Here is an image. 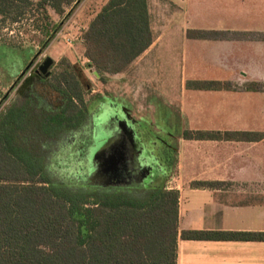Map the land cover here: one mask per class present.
Instances as JSON below:
<instances>
[{"label":"trees","instance_id":"trees-1","mask_svg":"<svg viewBox=\"0 0 264 264\" xmlns=\"http://www.w3.org/2000/svg\"><path fill=\"white\" fill-rule=\"evenodd\" d=\"M82 1L0 0V28H22L35 18L34 28L41 31L40 44L45 49L62 27L51 12L68 18ZM209 35L188 33L190 38ZM153 42L149 0H107L81 38L83 56L103 84L124 73ZM22 44L8 43L18 49L24 48ZM49 85L60 105L52 107L44 95H20L0 112V264H177L180 192L166 187L169 176L162 183L155 179L138 188L103 185L91 182L86 157L79 163L82 166L65 169L72 174L60 173L63 165L48 161L54 143L88 128L93 117L86 102L90 84L77 65L69 62L62 71L52 73ZM187 87L228 90L232 85L192 81ZM246 89L261 90L259 83H250ZM98 98L104 100L102 95ZM184 137L258 141L264 134L186 131ZM167 163L170 170L174 152L168 154ZM225 185L192 183L194 188ZM180 236L264 241V233L255 232L184 230Z\"/></svg>","mask_w":264,"mask_h":264},{"label":"crops","instance_id":"crops-1","mask_svg":"<svg viewBox=\"0 0 264 264\" xmlns=\"http://www.w3.org/2000/svg\"><path fill=\"white\" fill-rule=\"evenodd\" d=\"M149 10L154 42L145 53L153 49V88L143 83L137 92L125 91L123 98L142 91L153 98L151 120L161 124L155 129L176 130L174 166L160 172L154 168L146 183L155 179L162 183L169 176L166 187L180 192L177 264H264V241L180 236L184 230L264 233V139L184 137L186 131L264 134V121L237 125L229 120L239 107L233 87H187L192 81L244 82L245 98L256 94L264 100L263 91L246 89L250 83H264V0H149ZM190 31L210 35L190 38ZM145 88L151 93L143 92ZM199 181L226 185L194 188L192 183Z\"/></svg>","mask_w":264,"mask_h":264},{"label":"rangeland","instance_id":"rangeland-1","mask_svg":"<svg viewBox=\"0 0 264 264\" xmlns=\"http://www.w3.org/2000/svg\"><path fill=\"white\" fill-rule=\"evenodd\" d=\"M106 3L107 0H83L80 4L74 6L72 14L68 18H62L52 11L53 21L61 22L62 27L45 49L40 44V40L43 39L41 31L34 28L35 18L28 19L22 28H20L21 25L11 26L12 31L8 30V28H0V112L20 95H44L46 102L52 107L53 105H60L59 96L52 91L49 85L51 77L46 78L37 75L36 69H38V65L42 61L47 59H52L54 62L52 73L62 71L69 62L72 65H77L90 84V90L86 94V102L92 112V116L94 117L98 113L100 116L96 121L95 128L93 122H90L88 128L83 129L79 133L68 135L63 140L54 143L48 150V161L53 164L61 163L63 170L61 169L60 173L72 174L71 169H65L68 166L70 168H78L81 165L79 164L81 160H84L85 157L87 158L89 149V153L92 154L86 172L89 174L91 182L98 181L106 185L119 184L138 188L132 183H120L115 182V180L104 181L100 173L106 170V165L97 156L101 153H106L105 149L110 148L109 143L104 141L109 138H115L113 133L110 134L108 128L123 126L131 131L125 113L118 111L116 107L108 105V103L117 104L124 102L127 106L130 105L129 110L132 109L134 112L136 121L143 119L149 121L151 117L154 119L153 98L143 96L142 91L134 98H127L126 100L123 98L125 91L137 92L140 89V84L144 83L148 87L153 88V49L142 55L124 74L112 76L106 84L101 83L96 78L95 69L88 66V60L83 56L81 38L90 20ZM151 5L153 12V1ZM69 11L71 10H68L67 13ZM36 17L39 19L40 15ZM19 30L22 32L19 33ZM8 43L18 45L23 43L24 48H13ZM178 55L181 56L180 51ZM164 56L166 57L167 55ZM63 60L66 61L61 65ZM31 61H34V63L27 69ZM232 87L239 94V107L237 114L231 115L229 120L237 122V125L249 124L252 121H264V113H262L264 111V100L256 94L253 99L245 98L242 95V92H245L244 82H232ZM259 88L264 92V83H259ZM143 92L151 93L148 88H145ZM8 93V98L4 100V95ZM98 95H102L104 100L99 99ZM93 117L92 119L94 120ZM152 123L153 120H151ZM153 131L159 133V130L153 129ZM102 141L103 144L100 143ZM86 142L88 145L83 149L82 147L86 146ZM120 143L122 147L119 146V157L128 168L130 162H133L134 156L130 154V147L125 139H122ZM96 164L98 165L96 166Z\"/></svg>","mask_w":264,"mask_h":264},{"label":"flooded vegetation","instance_id":"flooded-vegetation-1","mask_svg":"<svg viewBox=\"0 0 264 264\" xmlns=\"http://www.w3.org/2000/svg\"><path fill=\"white\" fill-rule=\"evenodd\" d=\"M47 60L42 61L38 65V69H36L37 75H40L46 78L51 77L52 67L54 65V62L49 68L45 69L44 71L41 69ZM33 63L34 61H31L28 64L27 69H29L33 65ZM108 105H113L114 107H116L118 111L125 113L126 120L128 121V124H130L129 127L131 131H133V134L135 137L134 144L127 143V145L130 147V154L134 156L133 162H130V164L128 165L129 166L128 168H126V166L124 165H121L120 169H123V170L127 169V171H124V177L127 183H132V184H135L136 186H140V185L144 186L147 180L144 181L140 177H135V173H134L135 168H137L138 158H140L146 153L149 156H151V158H155L156 160L153 162L155 166V172H156V168L157 169L159 168L158 169L159 172L167 168L166 166L168 164L167 163L168 154L175 152V144L173 143L174 139L172 138V136L174 137V133L176 132V130H160L158 131L159 133L154 132L153 129L156 128L155 126H160L161 124L154 125L153 123L151 124L150 120L148 121L144 119L141 121H136V119L132 117L129 109H127L123 105H120V103H117V104L108 103ZM96 116L99 117L100 116L99 113ZM96 116L93 117L94 121H95ZM92 122H93V119H92ZM117 129L118 128L116 126H113V129L108 128V130L110 131V134L113 133V136H115L116 138H118V136L121 137L122 135L121 128L119 129L120 131L119 135H117L116 133ZM86 161L88 165L89 159L86 158ZM129 171L132 172V175H133V178H131L130 180L129 178H127L128 176L127 173H129Z\"/></svg>","mask_w":264,"mask_h":264},{"label":"water","instance_id":"water-1","mask_svg":"<svg viewBox=\"0 0 264 264\" xmlns=\"http://www.w3.org/2000/svg\"><path fill=\"white\" fill-rule=\"evenodd\" d=\"M52 63H53V60L52 59H48L41 69L44 71L45 69L49 68L52 65ZM98 119H99V117L95 118V121L93 120V126L94 127L96 126V121ZM120 128L122 130L121 137L118 136V138H116L114 136L115 137L114 139L111 138V140H110V138H109L106 141H104V142H108L109 143L110 148L105 149V151H107L106 153H101L100 155L97 156L98 159H101L102 163L106 165V170L104 172L100 173V175L103 177V180L106 181V182L110 181V180L111 181L115 180V182H120V183L127 182L125 177H124V171H127V169L126 170L120 169L121 165H124V166H126V165L123 162V160H121V158L119 157V146L122 147V145L120 143V142H122V139H125L127 141V143L134 144L135 137H134L133 131L131 132V131L125 129L123 126L120 127ZM120 128L118 127V129H117L118 130V132H116L117 135H119V132H120L119 129ZM109 129H113V127L109 128ZM96 131H95V133H96ZM100 143L103 144V141L100 142ZM93 146L97 147L95 145H93ZM94 147H93V149H94ZM91 154L92 153H90V155H89V158H88L89 160H90ZM155 160H156L155 158H151V156H149L147 153L144 154L143 156H141L140 158H138V160H137V168H135V170H134L135 171L134 172L135 173V177H140L141 179L146 181L148 178H150L152 175H154L155 166H154L153 162ZM97 165L98 164H96V166ZM127 174H128L127 178H129V180L131 178H133L132 172L129 171V173H127ZM94 183L101 184L98 181H96ZM103 185H106V184H103ZM111 185H116V184H111Z\"/></svg>","mask_w":264,"mask_h":264}]
</instances>
